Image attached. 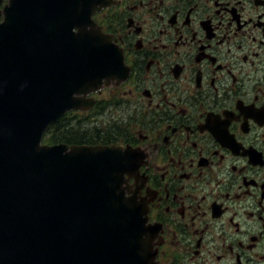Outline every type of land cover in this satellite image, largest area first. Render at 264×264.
<instances>
[{"label": "flooded vegetation", "instance_id": "1", "mask_svg": "<svg viewBox=\"0 0 264 264\" xmlns=\"http://www.w3.org/2000/svg\"><path fill=\"white\" fill-rule=\"evenodd\" d=\"M93 18L126 74L64 117L95 120L75 131L101 137L87 144L137 151L127 195L147 207L153 261L264 264V0H107Z\"/></svg>", "mask_w": 264, "mask_h": 264}, {"label": "water", "instance_id": "2", "mask_svg": "<svg viewBox=\"0 0 264 264\" xmlns=\"http://www.w3.org/2000/svg\"><path fill=\"white\" fill-rule=\"evenodd\" d=\"M106 4L8 0L4 7L0 264H155L147 207L127 195L137 151L43 143L66 111L92 104L87 93L125 77L120 48L92 18Z\"/></svg>", "mask_w": 264, "mask_h": 264}, {"label": "trees", "instance_id": "3", "mask_svg": "<svg viewBox=\"0 0 264 264\" xmlns=\"http://www.w3.org/2000/svg\"><path fill=\"white\" fill-rule=\"evenodd\" d=\"M78 120V119H77ZM72 121V120H71ZM70 121L67 118L63 117L58 122L54 123L49 127L44 136V141L47 143H58V142H66L69 144H82V143H94L98 138L101 137H90L92 135H82L84 137L76 136L77 132L73 131L77 130L81 122L74 121L71 125H69ZM70 132L73 134L70 137ZM89 136V137H87Z\"/></svg>", "mask_w": 264, "mask_h": 264}, {"label": "rangeland", "instance_id": "4", "mask_svg": "<svg viewBox=\"0 0 264 264\" xmlns=\"http://www.w3.org/2000/svg\"><path fill=\"white\" fill-rule=\"evenodd\" d=\"M126 108L124 109V113H125V115L126 116H128V117H131V115L133 114V108L131 107V106H125ZM96 117V116H95ZM123 117V116H122ZM124 118V117H123ZM94 120V119H93ZM92 120V121H93ZM92 121L91 122H83V123H81L80 125H79V132L81 133L82 131L83 132H88V133H91L92 132V128L94 127V126H96L95 125V123L93 124L92 123ZM95 121V120H94ZM100 121V122H99ZM120 121V119L118 118V122ZM127 121H128V118L127 117H125V125H127ZM117 122V118H114V116L113 115H109V116H107V117H105V118H103L102 120H98V123L97 124H99V123H101V125L102 126H110L111 128H115V124L114 123H116ZM121 123L122 124H124V122H122L121 121ZM83 124V125H82ZM112 124V125H111ZM124 126V125H123ZM118 130V128H116V131ZM73 131H76L75 129L73 130Z\"/></svg>", "mask_w": 264, "mask_h": 264}, {"label": "bare ground", "instance_id": "5", "mask_svg": "<svg viewBox=\"0 0 264 264\" xmlns=\"http://www.w3.org/2000/svg\"><path fill=\"white\" fill-rule=\"evenodd\" d=\"M135 200H138L136 197H134Z\"/></svg>", "mask_w": 264, "mask_h": 264}]
</instances>
